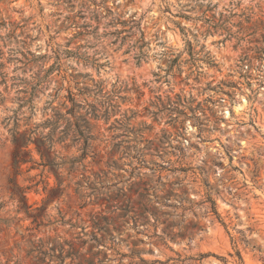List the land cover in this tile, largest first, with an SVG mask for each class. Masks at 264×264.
I'll use <instances>...</instances> for the list:
<instances>
[{"label":"rangeland","instance_id":"374dc122","mask_svg":"<svg viewBox=\"0 0 264 264\" xmlns=\"http://www.w3.org/2000/svg\"><path fill=\"white\" fill-rule=\"evenodd\" d=\"M0 66V264H264V0H0Z\"/></svg>","mask_w":264,"mask_h":264},{"label":"trees","instance_id":"16d2710c","mask_svg":"<svg viewBox=\"0 0 264 264\" xmlns=\"http://www.w3.org/2000/svg\"><path fill=\"white\" fill-rule=\"evenodd\" d=\"M1 68V66H0ZM73 101V100H72ZM68 115L73 116V119L76 118L74 112H68ZM62 122H65V127L59 131L61 128ZM79 122L83 123V126L79 125ZM75 126V127H74ZM44 127L50 128V131L47 135L43 136L38 133V130H30L25 133L19 132L18 129H14L12 131V139L13 144L16 146V150L14 152V165L19 171L20 167L28 162H32V152L29 150V147L31 144H37V152L41 156V159L44 161V153L43 150H52L55 144L57 143H64L66 142L70 137L72 138L73 143L79 142L81 139L85 140L84 148L82 149L84 154L80 159L73 160L71 162V170L73 171L75 168L76 163H81L86 156L87 149L89 147V141L92 139V136L90 134V124L89 122L83 118L78 117L77 120L71 121L69 119L64 118V116L58 112H56L52 119L48 120ZM22 153L29 157L30 160H27L22 156ZM67 165L66 162H62L60 164H56L53 161H48L47 164H45V167H50L52 171L55 173L57 177V188L60 190L63 184V181L61 180L59 174L57 173L58 169L60 167H64ZM19 190L22 193V199L23 201H27L25 191L23 189L19 188ZM215 205V204H214ZM30 207H28L29 209ZM44 247L41 245L39 249L37 250L40 255L43 257H47L48 253H45L43 251ZM48 252H52V255L50 257L52 259H58V261L64 263L65 259L71 256L76 257L75 254L68 253L65 256L66 250L64 245H57L53 244L52 247Z\"/></svg>","mask_w":264,"mask_h":264}]
</instances>
